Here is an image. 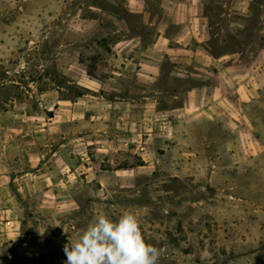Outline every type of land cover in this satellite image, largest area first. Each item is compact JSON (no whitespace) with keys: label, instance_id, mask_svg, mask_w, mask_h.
<instances>
[{"label":"rangeland","instance_id":"374dc122","mask_svg":"<svg viewBox=\"0 0 264 264\" xmlns=\"http://www.w3.org/2000/svg\"><path fill=\"white\" fill-rule=\"evenodd\" d=\"M168 8L158 0H0V128L12 130H0V190L18 200L0 197V264H64L69 236L78 239L100 215L116 221L125 212L158 249L157 264H264V0H214L208 32L185 39L206 72L189 64L178 83L151 80L154 106L179 104L180 89L215 85L209 96H188L165 128L149 105L147 130L96 132L112 118H101L110 107L73 106L92 94L84 86L99 91L113 72L131 78L138 62L155 63L140 40L149 45L156 27L177 33L183 15ZM232 62L229 73L255 86L238 92L213 81L211 72L223 75ZM159 63L170 75L172 64L162 56ZM81 135L117 144L81 159ZM56 149L63 159L76 156L70 173L56 160L44 166L50 175L13 182L28 159H52Z\"/></svg>","mask_w":264,"mask_h":264},{"label":"crops","instance_id":"0c3cea01","mask_svg":"<svg viewBox=\"0 0 264 264\" xmlns=\"http://www.w3.org/2000/svg\"><path fill=\"white\" fill-rule=\"evenodd\" d=\"M213 1L214 0H158V3L163 7L164 10H170L171 7L168 8L170 5L176 6L177 14H180V16L183 15L182 17L183 19L177 30V33H175L173 36L165 35L164 34L165 32L158 31V28L156 27L155 29L156 31L153 34L149 45H147V42L144 38L140 40L143 41L142 44L140 45V50L144 51L142 53V56L149 58L151 61L155 63H151L149 61H144V60L142 62H138V64L141 67L131 78L128 77L129 75H127L125 70L121 72H113L116 75L110 76L104 82L99 80L98 83L101 84L99 91H90L88 87L84 86V89H86V91L88 92H91L92 94L82 96L81 99L73 101V106L74 107L78 106L81 112L84 111V109H86L89 105H92L94 103H96V105L98 106L105 105L110 107V110L107 108L102 109L101 112L104 114V116L101 118H103L104 120H106V118L108 117L110 118L111 116L112 118L109 119V121L107 122L105 121L104 123H97L95 127L96 132L100 131V132L108 133L110 132V129L114 127L116 128V130H118V132L120 131V132L128 133L131 132L133 126L135 127V129L139 127L143 130H147L148 128L146 127H149L146 125V121L148 119L147 116L149 112L148 107L149 105H151L152 101H151V97L146 93V91L148 90V88L146 87L151 85V80H156L155 77H159V79L163 80L165 83H169V81H175L176 83H178L180 79H177V77L182 76L184 74L185 72L184 68L189 64L191 66L195 65L197 67V68L192 67L194 69L206 72L207 68H203L199 66L200 62L198 61V55L201 52L197 50L196 51L191 50L188 47V44L191 42L193 38L196 39L198 38V36L203 35V33L208 32L207 24L209 25L210 7ZM241 3L245 4V2H241ZM135 13L139 14V11L135 9ZM143 20H145V14ZM160 21H163V19H161ZM186 38H188L189 43H186L185 41ZM138 45L139 44L135 45L133 48H136ZM161 56L163 62H165V60L167 59V61L172 64V68H171L172 72L170 75H163L156 68L160 64L159 62L161 61ZM234 63L235 62H232L224 68L223 75L222 74L218 75L215 72H211L214 75L213 81H215L216 83H220L222 80L219 79L228 80L231 82V84H233L235 90L239 88L238 92L239 91L241 92L245 86H249V85L255 86L256 81L253 82V79L249 80L248 77H245L247 75L236 77L235 74L229 73ZM154 64L156 65V67L154 66ZM178 85L180 86V84ZM214 86L215 85L211 83L210 84L203 83L202 85L196 88H192L191 90H188L187 92H183L184 90L180 89L181 94L183 96L179 104H174V105L157 104L155 106L151 105L149 108L151 110H155L154 112L159 111L160 118L165 120L164 122L161 123L163 125L161 129H163L165 128L166 125H170L171 122L169 118L171 115L179 114L182 108V104L184 103V100L188 96L194 97L195 99H199V97L203 95L209 96V94L212 91L211 89ZM185 93L187 95L186 97H185ZM105 94H111L112 98L111 99L105 98L106 96ZM88 96H90L89 98H91L93 101H87L85 97L87 98ZM179 107L180 109L178 111ZM168 112L170 114H168ZM48 117H49L48 125H51V122L54 117L51 111H49ZM158 118L159 117L156 116V119ZM96 120L100 121V117L98 116ZM0 130H3L5 133L12 131L11 129H5V128H0ZM84 137L85 136L81 135V137L79 138L80 146L82 148L80 149L81 159H83L84 156H87V159H91L93 158V156L95 157L101 152H104V150H106L105 146L107 147L105 143L117 144L116 139L111 137H104L103 139H98L91 143L87 142V140ZM120 141H124V140H120ZM10 142L11 141L9 140L8 144H10ZM66 144H61L60 148H64ZM125 144H127L126 140H125ZM102 147H104V149L101 150ZM1 149L7 150L9 149V146L3 145L1 146ZM74 150H76V148H74ZM57 151H58L57 149L52 151V155H51L52 159H46L44 161H41L40 158L31 159V160L28 159V164H29L28 171L22 175L23 177L20 176V173L15 175L13 182H17L27 177L32 179L33 177L34 178L39 177V175L42 176H45L47 174L50 175L51 172L49 170V167L48 169H44V166L49 165L50 161H56V160L60 161L62 168L66 169L67 173H70L71 171L70 165L72 164L73 159L74 160L76 159V158H72V156L73 157L76 156L70 155L68 156L67 159H63L61 156L58 155ZM40 152H41L40 149L35 151L37 155H40ZM89 152L90 153L94 152L95 155H90ZM84 169L88 171L90 168L84 167ZM4 170L8 171V168L4 166ZM15 172L17 173L18 171ZM4 177L5 176L0 172V179ZM3 189H5V191L0 190V197H5L6 194H8L7 196L11 197L17 203L18 201L17 198L14 197L13 194H10L11 192H8L7 188H3ZM17 192L19 191L17 190ZM4 208H5L4 210L5 213L13 212V209L9 208V204L5 205Z\"/></svg>","mask_w":264,"mask_h":264},{"label":"clouds","instance_id":"9594fccd","mask_svg":"<svg viewBox=\"0 0 264 264\" xmlns=\"http://www.w3.org/2000/svg\"><path fill=\"white\" fill-rule=\"evenodd\" d=\"M65 234H67L65 232ZM64 264H157L159 251L145 243L138 218L129 212L113 221L100 215L63 245Z\"/></svg>","mask_w":264,"mask_h":264},{"label":"water","instance_id":"95a60500","mask_svg":"<svg viewBox=\"0 0 264 264\" xmlns=\"http://www.w3.org/2000/svg\"><path fill=\"white\" fill-rule=\"evenodd\" d=\"M203 193H204L205 196H206L207 198H209V199L212 197V191L209 190V189H207V188L203 189Z\"/></svg>","mask_w":264,"mask_h":264},{"label":"trees","instance_id":"16d2710c","mask_svg":"<svg viewBox=\"0 0 264 264\" xmlns=\"http://www.w3.org/2000/svg\"><path fill=\"white\" fill-rule=\"evenodd\" d=\"M81 62V61H80ZM82 63V62H81Z\"/></svg>","mask_w":264,"mask_h":264}]
</instances>
